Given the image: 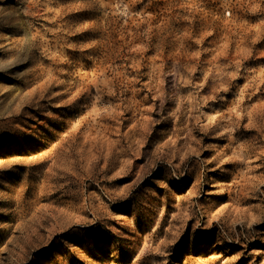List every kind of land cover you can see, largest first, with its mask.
<instances>
[{"label":"rangeland","instance_id":"374dc122","mask_svg":"<svg viewBox=\"0 0 264 264\" xmlns=\"http://www.w3.org/2000/svg\"><path fill=\"white\" fill-rule=\"evenodd\" d=\"M0 264H264V0H0Z\"/></svg>","mask_w":264,"mask_h":264}]
</instances>
